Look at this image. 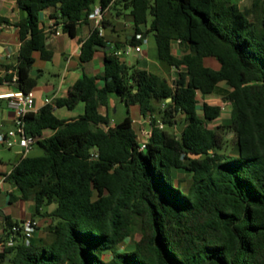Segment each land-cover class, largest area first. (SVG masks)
I'll use <instances>...</instances> for the list:
<instances>
[{
    "label": "trees",
    "instance_id": "1",
    "mask_svg": "<svg viewBox=\"0 0 264 264\" xmlns=\"http://www.w3.org/2000/svg\"><path fill=\"white\" fill-rule=\"evenodd\" d=\"M17 1L26 12L18 24L21 46L15 66L0 65L6 72L0 86L17 76L18 90L27 94L39 78L32 75L34 54L53 58L40 13L55 9L63 33L75 38L96 0ZM252 1L255 7L263 2ZM99 5L118 16L127 11L134 33L121 43L92 31L80 61H91L97 46L110 47L103 74H84L66 97L25 116V129L43 154L22 157L6 175L19 193L10 201H33L34 217L43 207L55 209L43 215L51 220L47 238H32L29 245L20 236L8 244L7 232L20 222L6 218L0 264H264V16L251 21L235 0ZM3 24L10 23L0 19ZM144 34L153 35L163 66L182 70L174 86L162 79L153 90L146 69L120 61L117 52L141 45L137 36ZM175 42L181 57L173 52ZM208 58L219 69L207 66ZM220 85L228 88L230 121L211 127L222 109L206 99ZM111 94L150 120L145 149L129 112L113 125L99 113ZM81 103L84 112L76 119L55 114ZM176 125H183L180 133L169 129ZM132 238V250H116Z\"/></svg>",
    "mask_w": 264,
    "mask_h": 264
},
{
    "label": "crops",
    "instance_id": "2",
    "mask_svg": "<svg viewBox=\"0 0 264 264\" xmlns=\"http://www.w3.org/2000/svg\"><path fill=\"white\" fill-rule=\"evenodd\" d=\"M243 12L247 14L249 19L256 22L257 19H261L264 16V0L260 6L255 7L252 0H235ZM100 7L99 6H95ZM113 12L115 10L104 11V21L108 22L107 28L104 27V35L108 41H118L124 43L126 39H131L134 33L133 20L129 16L127 11L122 10L121 16H114ZM44 13V14H42ZM125 16V17H124ZM26 17V12L23 11L17 0H0V19L9 21L10 24H3L0 28V65H10L15 66L17 61V56L20 50L21 42L19 39V29L18 24ZM121 17L125 18L127 21L124 26L119 23ZM40 27L49 36L47 41V46L53 52V58L51 61H43L40 57V53H35V64L34 70H37L39 78L37 86L33 89L34 94V105L32 111L37 112L40 108L47 104H53L55 100L61 99L67 96L69 89L81 81L84 74L90 76H96L103 74L104 71V52L110 50L108 48L99 50L96 52L94 58L82 64L80 61L81 46L82 43L91 35L94 31L93 23L88 19V22L83 23L78 27L76 31V37L71 38L67 34L63 33L60 14L55 9H47L40 13ZM56 31H60V34H55ZM144 42L140 45L141 52L136 53L134 50L135 46H131L134 50L135 62H127L122 58L123 54L119 55L120 61L124 62L128 67H139L144 68L148 71L150 75V82L153 90H158L160 88L161 80L167 79L172 86L175 85L177 75L176 73L181 72L177 68H167L161 64L158 58L157 46L155 39L152 34H144L142 36ZM129 45H124L121 49L122 53H125L124 47L127 49ZM131 51L129 50V53ZM173 52L176 56L181 57L182 52L177 42L173 44ZM128 53V54H129ZM127 54V53H125ZM127 54V55H128ZM209 60H214L212 58L205 59V64L211 68L219 69V63L215 61V65L208 64ZM49 66H52L50 68ZM52 72L53 80L44 81L40 80L42 73L46 70ZM12 72V71H10ZM6 72L3 67H0V75H4ZM15 73V72H13ZM17 76L10 83H5L0 86V96L7 95L18 91V85L16 83ZM223 88V92L226 93L227 87L225 85H220ZM216 94V93H215ZM215 94L209 96L206 101L209 102V98ZM6 101L3 112L0 115V131L2 129L12 128L15 119V108L11 105L8 99H2ZM113 106L109 103L107 107L100 106L99 113L103 116H108L111 119V124H114L110 110ZM136 108L138 115L131 116L133 119V124L138 132L139 139L141 141L145 132L152 133V126L150 120L144 118L140 113V108L138 106H132ZM131 107V108H132ZM60 109V108H59ZM55 109V114L61 113L62 116L59 117L65 120H72L78 118L84 112V106L78 105L75 110H78L75 114L65 113L64 111ZM72 110V111H75ZM71 111V110H70ZM116 111V108H115ZM213 123V122H212ZM211 127H215L211 125ZM183 125H176L173 128L176 133L182 131ZM51 131H45L44 135H51ZM22 158L21 150L17 152V159L14 163L10 164L8 168L0 170V194H6V200L4 204H0V209L4 211L5 220L0 219V237L3 234V229L6 225V218H11L13 222H22L27 219H35L38 222V227L33 233V239H41L44 236V228L51 222L45 216L46 208L52 207L51 211L55 209V205L43 207L40 210V214L35 215L36 209L33 201H24L21 199H15L10 201V194L18 196L19 193L14 191L9 183L6 182L5 177L9 174L15 164ZM0 244V249L2 248Z\"/></svg>",
    "mask_w": 264,
    "mask_h": 264
},
{
    "label": "built area",
    "instance_id": "3",
    "mask_svg": "<svg viewBox=\"0 0 264 264\" xmlns=\"http://www.w3.org/2000/svg\"><path fill=\"white\" fill-rule=\"evenodd\" d=\"M88 19L93 23L94 30L99 32L100 37H105L104 35V11L101 7H94L93 11L89 13ZM55 34H60V31H56ZM142 38L141 35L137 36V39ZM144 40V39H143ZM144 42V41H143ZM134 50L136 53H140L141 46H135ZM125 53H129V50H126ZM122 54L121 51L117 52L119 56ZM1 99H8L11 105L15 108V119L13 122L12 128L8 129L5 132L0 131V143L5 144L8 148L18 147L21 150L22 157H25L30 154L32 148L37 143V138L27 133L25 129L24 118L25 116L32 111L34 105V94L33 92L24 93L20 90L7 94L1 95ZM229 102H224L220 105L222 112L225 110V107ZM34 112V111H33ZM163 128V125H160ZM152 133L145 132L141 139V149H145L147 140L151 137ZM38 227V222L35 219H27L20 222L18 225H14L8 232L5 237L8 244L14 243L16 237H22L25 245H29L31 239L33 238V233Z\"/></svg>",
    "mask_w": 264,
    "mask_h": 264
},
{
    "label": "rangeland",
    "instance_id": "4",
    "mask_svg": "<svg viewBox=\"0 0 264 264\" xmlns=\"http://www.w3.org/2000/svg\"><path fill=\"white\" fill-rule=\"evenodd\" d=\"M95 6H99V0H96L95 2ZM44 14V13H42ZM117 11L113 12V18L114 16H116ZM125 17V16H124ZM121 17L119 20V23L124 26V24L127 22L125 21V18ZM128 50H130L131 52L127 55L125 53H122V58H124L127 62H135V56L136 54L134 53V50L132 49L131 46L127 47ZM208 64L210 65H215V61L214 60H209ZM50 68H52V66H49ZM37 71V70H35ZM44 81H52L53 80V75L52 72L49 71L48 69L42 73L40 80ZM227 92H228V88H227ZM224 97H225V93L223 92V88L220 87V90H218V92L209 98V103L211 104H215V105H222L225 101H224ZM200 101L202 102L203 100L201 98H199ZM228 102V101H226ZM5 103L6 101H0V115L3 112V108L5 107ZM109 103L111 104L112 109L110 110L112 119L114 120V124L121 122L127 115L128 112L130 114V116H136L138 115V112L136 110V108H128L126 106V104L121 100V98L116 95V94H111L110 98H109ZM80 105L84 106L83 103H81ZM116 108V111H115ZM62 110L65 113H70V114H75L78 110L75 111H70L67 108H60L59 111ZM230 110H231V105L227 104L225 107V110L222 112V115L219 119L215 120L211 125L217 127V126H223V125H227L230 121ZM58 117H61L62 114L59 112L57 113ZM179 122L183 124V117L179 116ZM2 132H5V128L2 129ZM230 136V135H229ZM20 151V149L18 147H14V148H8L5 144L0 143V170H4L5 168H8L10 166V164L14 163L17 159V152ZM43 154L42 149L36 144L31 152L30 155L31 156H40ZM178 178L184 179L182 175H179ZM187 181V179L185 180ZM181 185L183 187H186L187 183L183 182L181 183ZM15 191V190H14ZM6 200V194L2 193L0 194V204L3 205L4 201ZM53 207V206H52ZM52 207L46 208V212L45 214L51 212ZM47 219H49L48 217H46ZM50 220V219H49ZM51 221V220H50ZM44 236L43 238H47V234L45 232V228H44ZM139 239V235L135 236V240ZM134 246V239H127L126 242H124L121 246H119L118 248H116V250L118 251H129L132 250Z\"/></svg>",
    "mask_w": 264,
    "mask_h": 264
},
{
    "label": "water",
    "instance_id": "5",
    "mask_svg": "<svg viewBox=\"0 0 264 264\" xmlns=\"http://www.w3.org/2000/svg\"><path fill=\"white\" fill-rule=\"evenodd\" d=\"M96 48H97L98 50H103V49H104L102 46H97ZM108 49H110V47H108ZM124 49H125V47H124ZM32 75H33V76H37V75H38V72L35 71V70H33V71H32ZM169 101H170V99H169ZM0 219H1V220H5V217H4V211L1 210V209H0ZM0 228H1V223H0Z\"/></svg>",
    "mask_w": 264,
    "mask_h": 264
}]
</instances>
